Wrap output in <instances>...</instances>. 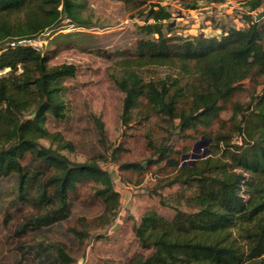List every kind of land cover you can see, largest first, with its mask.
<instances>
[{
	"label": "trees",
	"instance_id": "trees-1",
	"mask_svg": "<svg viewBox=\"0 0 264 264\" xmlns=\"http://www.w3.org/2000/svg\"><path fill=\"white\" fill-rule=\"evenodd\" d=\"M88 1L0 0V73H10L8 79L0 77V182L17 178L15 202L37 213L23 225L27 233L68 219L70 194L86 183L95 185L94 195L104 204L102 216H115L120 206L110 174L96 161H70L61 152H73L72 143L46 127L49 116L65 118L64 80L78 70L71 64L49 66L58 51L50 55L48 42L72 36L63 35L64 25L89 27ZM113 1L145 17L134 54L122 60L123 71L115 80L125 93L123 124L144 105L178 138L203 137L211 145V155L191 167L181 166L179 152L165 141H150L153 156L144 162L119 165L140 178L164 162L177 171L174 179L158 185L177 186L160 200L175 215L172 220L157 212L142 217L136 236L149 252L131 264H264V0H233L242 6L243 26L222 25L219 35L196 37L172 34V13L164 1L194 10L200 3L218 6L227 0ZM40 40L45 46L37 45ZM148 66L167 67L170 73L145 81L140 70ZM259 79L261 92L242 105L237 96L246 82L255 85ZM227 109L232 112L228 120L223 118ZM236 138L240 143H234ZM124 151L119 146L112 158ZM51 248L59 262H72L64 249Z\"/></svg>",
	"mask_w": 264,
	"mask_h": 264
},
{
	"label": "rangeland",
	"instance_id": "rangeland-1",
	"mask_svg": "<svg viewBox=\"0 0 264 264\" xmlns=\"http://www.w3.org/2000/svg\"><path fill=\"white\" fill-rule=\"evenodd\" d=\"M88 3L84 16L91 19L89 27L64 25L61 27L63 35L72 36L58 37L53 41L50 40L54 34L52 31L45 35L50 40L49 54L58 51L48 65L71 64L78 69L74 78L64 80L62 100L65 118L49 116L46 127L72 143L73 152H61L70 161H96L110 174L120 195V206L115 216H102L104 204L94 195L95 185L86 183L70 194L71 215L68 219L40 232L27 233L23 225L27 218L37 213L15 202L17 178L3 180L0 182V264H62L51 246L64 249L72 259L69 264H131L138 254L149 252L140 245L136 236L135 228L140 225L142 217L157 212L172 220L175 215L172 209L162 206L160 200L161 196L173 193L177 186L159 189L158 185L159 181L174 179L177 171L172 167L165 168L164 162L140 178L138 173L121 171L119 165L139 164L152 157L150 141L155 145L167 142L179 152L176 155L184 167L194 166L211 155V145L205 138L197 141L178 138L176 133L169 132V124L151 115L144 105L133 111L128 125L123 124L125 93L115 80L123 71L122 60L134 54L139 27L144 24L145 17L122 2L89 0ZM164 4L172 13L173 35L196 37L203 33L212 36L219 35L222 25L243 26L240 19L242 6L233 0L218 6L200 3L194 10L185 9L184 4L174 1H164ZM43 44L42 40L37 42L39 47ZM140 73L145 81H149L165 78L170 69L148 66ZM0 77L10 78L9 71L0 73ZM262 81L259 79L255 85L246 82L244 93L237 96L242 105L248 104L252 96L261 92ZM31 111L23 116L28 117ZM231 116L230 109L223 113L226 120ZM39 142L50 146L47 141ZM234 143H240L239 138ZM121 145L125 151L112 158V152ZM56 147L53 146L54 149ZM186 154L189 156L182 160V155ZM28 163L29 156L23 164ZM245 176L250 181L253 178L250 174ZM183 209L188 210V206L185 204Z\"/></svg>",
	"mask_w": 264,
	"mask_h": 264
},
{
	"label": "water",
	"instance_id": "water-1",
	"mask_svg": "<svg viewBox=\"0 0 264 264\" xmlns=\"http://www.w3.org/2000/svg\"><path fill=\"white\" fill-rule=\"evenodd\" d=\"M204 139V138H203ZM207 140V139H206ZM208 141V143H210V140H207ZM195 150H197V146L195 147ZM189 155H184L183 157H182V160L184 159V158H187ZM206 158V157H205ZM204 158V159H205Z\"/></svg>",
	"mask_w": 264,
	"mask_h": 264
}]
</instances>
